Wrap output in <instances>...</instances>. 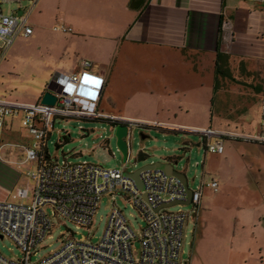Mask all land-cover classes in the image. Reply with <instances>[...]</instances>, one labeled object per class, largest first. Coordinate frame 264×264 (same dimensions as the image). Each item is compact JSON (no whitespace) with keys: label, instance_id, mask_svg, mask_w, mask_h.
<instances>
[{"label":"crops","instance_id":"1","mask_svg":"<svg viewBox=\"0 0 264 264\" xmlns=\"http://www.w3.org/2000/svg\"><path fill=\"white\" fill-rule=\"evenodd\" d=\"M2 10L6 15L28 17L34 33L18 39H26L24 49L28 53L36 48L44 67L48 61L50 66L51 60L56 62L49 70L53 74L45 79L52 77L51 84L59 75L80 71L84 61L93 64L92 70L107 82L100 104L105 114L245 136L262 132L263 0H10L2 4ZM218 53L225 56L232 78L240 84L217 77ZM236 66L242 77L261 85L243 83L241 76L232 72ZM133 68L140 70L139 85L121 83L123 75L125 80V73ZM115 78L120 85L117 89ZM224 82L232 85L226 88ZM3 90L0 84V100L17 102L7 98ZM108 95L115 96L123 110L135 107L143 113L145 107L131 101L154 99L148 106L150 118L109 113L104 101ZM22 119V115L8 118L0 138V201H16L17 190L29 184L28 173L36 170L21 171L30 164L25 162L22 148L32 143L30 134L19 145L20 151L7 146L14 143L10 140L15 123L24 129ZM229 142L247 144L250 154L264 153L263 144L228 140L220 156L226 154ZM252 158L259 165L258 173H236L234 180H242L239 189L259 197L258 202L239 205L234 220L224 226L225 233L221 231V237L210 244L203 241L199 248L196 246L189 264H264V188L258 181L264 170L263 158Z\"/></svg>","mask_w":264,"mask_h":264},{"label":"built area","instance_id":"2","mask_svg":"<svg viewBox=\"0 0 264 264\" xmlns=\"http://www.w3.org/2000/svg\"><path fill=\"white\" fill-rule=\"evenodd\" d=\"M9 1L0 2L2 51H8L19 37L29 38L34 33L26 15L4 14L2 4ZM92 69L93 64L84 61L77 73L59 75L51 84L57 98L53 106L42 101L27 104L0 100V138L7 119L22 115L23 127L32 137V143L22 147L25 162L38 165L36 170L28 173L29 184L17 190L16 201H0V238L15 242L22 254L19 260H10L0 253V264H183L185 229L197 216L205 185L202 184L201 190H192L190 205L194 206V211H171L173 207L190 206H165L188 201L189 184L185 186L163 170L149 169L141 173L139 187L127 175L131 151L124 170L105 169L67 159L63 163L54 161L49 156L48 141L58 120L105 121L113 131L125 126L128 128L125 140L130 148L135 127L196 135L207 154L218 156L224 154L228 140L264 145V112L262 132L258 136L144 123L105 114L100 110V104L106 78ZM60 143L63 142L60 140ZM208 187L215 191L219 189L216 181ZM104 197L123 198L141 214L145 226L140 236L124 212L114 204L100 242L88 244L84 239L71 238L59 251L39 261L34 260L42 243L52 233L55 218L90 228ZM136 243L141 245L139 251L135 249Z\"/></svg>","mask_w":264,"mask_h":264},{"label":"rangeland","instance_id":"3","mask_svg":"<svg viewBox=\"0 0 264 264\" xmlns=\"http://www.w3.org/2000/svg\"><path fill=\"white\" fill-rule=\"evenodd\" d=\"M26 43V39L20 38L14 41L8 51L0 50V84L3 85V91L6 92V97L10 100L34 104L39 102L41 94H44L51 85L52 77H48L47 81L45 79L48 75L53 74L49 70L54 67L56 62L51 60L50 63L53 66H50L48 61V67H44L42 65L43 58L36 51V48L34 51L31 50V53H28L27 50L25 51ZM236 70L237 66L236 68L232 67L233 74L241 76L240 80L243 83L250 82V78L242 77L241 72ZM139 71V69L135 68L130 69L125 73V80L124 75L121 78V83L123 81V84L132 85V87L139 85L137 84ZM114 76L115 73L113 74ZM114 81L116 82H114V89H117L120 87L117 78ZM246 84L261 85L258 81ZM231 85L228 82H224V87L226 88ZM116 94L112 93V95ZM128 94L131 95L132 91H128ZM110 96L108 95L104 99L105 103H107L105 108L109 113L126 117L150 118L148 116L150 114L148 106L154 102V99L131 101L132 105L137 102V105L145 107L146 112L143 113V109H135V107L123 110L119 101L115 100V96ZM131 96L133 98L134 94ZM179 118L181 119L182 117ZM150 123L159 124L157 122ZM143 136L146 139H143ZM29 138V132L24 130L17 122L10 140L14 143L7 146L10 149H14V151H20L19 145ZM60 140L63 142L62 144ZM108 140L110 142L105 144ZM131 145V161L127 165V173H133L146 165L162 160H175L178 162L175 169L187 176L191 190H201L202 184L205 185L197 216L191 219L185 229L182 254L183 264L190 263L196 246L199 248L203 241L208 243L211 241L212 243V239L221 237V231L225 233L224 226L234 220L239 205H247L251 202L257 203L259 200V197L251 195L246 189H239L240 184H244L242 180H234L236 173L248 172L253 175L258 173L259 165L256 161H253L252 157L254 156L263 158L264 168V153L250 154L246 150L248 145L245 143L236 144L235 142H229L226 144V154L218 156L207 154L202 146V141L196 135L135 127L132 133ZM240 148L243 150L240 151ZM48 151L51 159L59 163H63L67 159L76 163L88 162L102 166L105 169H125L124 157L117 145L116 132L105 121L58 120L55 124V131L48 141ZM141 152L148 155L147 160L144 162L138 161V156ZM22 159L24 158L22 157ZM36 164L30 163L26 167H22L21 171L24 173L33 170L34 167L36 169L38 166ZM214 180L219 184L218 191L208 187ZM258 181L261 182V187L264 188V170L262 178ZM114 204H117L124 212L132 228L140 236L145 226L141 214L123 198L104 197L94 217L93 226L90 228H81L62 218H55L53 220V231L42 243L34 260L39 261L59 251L63 243L71 238L75 240L84 239L88 244L100 242L107 229ZM179 210L192 212L195 208L193 205L171 208V211ZM49 213L51 212L49 211ZM135 249L138 251L141 249L140 243H136ZM0 253L10 260H19L22 257L17 245L10 239L0 238Z\"/></svg>","mask_w":264,"mask_h":264},{"label":"water","instance_id":"4","mask_svg":"<svg viewBox=\"0 0 264 264\" xmlns=\"http://www.w3.org/2000/svg\"><path fill=\"white\" fill-rule=\"evenodd\" d=\"M57 102V98L55 96L54 90L50 86L48 89V92L44 95L42 99V103L45 105H50L53 106ZM128 135V128L125 126H120L117 128L116 131V138H117V145L119 150L121 151L124 161L127 162V159L129 158V152L131 151L132 153V145L131 148L128 144V142L125 140ZM143 139H146L145 136H143ZM109 140L105 143L108 144ZM148 158V155L144 153H140L138 156V161L139 162H144ZM178 164L177 161L175 160H162L153 164H149L144 166L143 168L133 172V173H128L127 175L130 176L132 179H134L139 187H141L140 183V177L141 173L145 170L149 169H160L166 172L169 176L175 177L179 179L185 186H188L189 182L187 179V176L184 173H181L175 169V166ZM193 191L188 188V201L183 202V203H173V204H166V207H171V206H176L179 204L183 205H190L191 197H192Z\"/></svg>","mask_w":264,"mask_h":264},{"label":"trees","instance_id":"5","mask_svg":"<svg viewBox=\"0 0 264 264\" xmlns=\"http://www.w3.org/2000/svg\"><path fill=\"white\" fill-rule=\"evenodd\" d=\"M221 30H222V26H221ZM216 73H217V77H222L224 78H228L230 80H232V82L238 83L235 79L232 78L231 76V72H230V68L227 66L226 63V58L225 56H223L221 53H218V59H217V64H216ZM217 83V87L220 86L219 80L217 79L216 81ZM240 84V83H238ZM163 131V130H161ZM166 132V131H164ZM47 159H49V157H47Z\"/></svg>","mask_w":264,"mask_h":264},{"label":"flooded vegetation","instance_id":"6","mask_svg":"<svg viewBox=\"0 0 264 264\" xmlns=\"http://www.w3.org/2000/svg\"><path fill=\"white\" fill-rule=\"evenodd\" d=\"M116 131H117V130H116ZM116 131H115V132H116Z\"/></svg>","mask_w":264,"mask_h":264}]
</instances>
